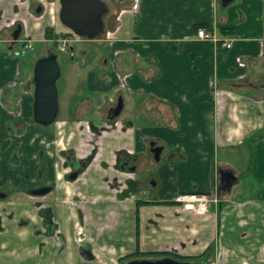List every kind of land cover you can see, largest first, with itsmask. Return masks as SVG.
Masks as SVG:
<instances>
[{
	"label": "crops",
	"instance_id": "crops-1",
	"mask_svg": "<svg viewBox=\"0 0 264 264\" xmlns=\"http://www.w3.org/2000/svg\"><path fill=\"white\" fill-rule=\"evenodd\" d=\"M36 1L46 10L51 3ZM29 2L0 0V264H12L15 256L11 239H3L9 225L23 223L15 238L24 230L25 242L32 230L40 234L36 204L49 213L53 230L46 233L45 248L49 240L51 247L31 244L23 255L27 264H120L135 252L128 261L154 259L146 253L157 252L190 263L264 264V0H232L225 7L218 0H112V20L90 50L95 63L102 53L104 59L91 70L82 66L86 94L104 93L113 102L109 108L121 98L119 123L105 127L95 156L73 181L65 179L58 153L68 148L78 149L80 158L87 154L78 130L83 135L84 120L96 127L98 115L82 111L91 101L84 97L67 111L70 96L63 87L61 120L49 127L32 121L27 64L13 55L21 42H10V30L22 21L19 38L42 42V29L55 31L56 17L53 9L52 16L45 13L48 24L45 15H28ZM194 25L214 29L219 39L217 31L226 29L222 35L231 40L230 48L196 39ZM75 49H67V65L78 58ZM85 52L78 53L81 59ZM73 134L76 139L68 143ZM149 142L161 148L157 162ZM238 148L247 156L244 168L231 167L225 157L217 163L220 150L229 157ZM119 151L134 166L131 174L111 167ZM144 159L163 160L156 198L143 197L136 182L134 171ZM220 170L233 176L224 190ZM129 178L134 187L121 196L110 186L111 179ZM154 180L158 184L155 174ZM40 187L50 190L39 198L26 196V190ZM210 192L218 203H210L202 216L183 211L175 200ZM77 226L82 243L75 240Z\"/></svg>",
	"mask_w": 264,
	"mask_h": 264
},
{
	"label": "rangeland",
	"instance_id": "rangeland-1",
	"mask_svg": "<svg viewBox=\"0 0 264 264\" xmlns=\"http://www.w3.org/2000/svg\"><path fill=\"white\" fill-rule=\"evenodd\" d=\"M47 2H52L53 1V6L51 8V6L48 7V9H45V12L50 13L54 10V13L56 11H58L59 9V5H58V1L56 0H46ZM56 1V2H55ZM105 7L107 5L106 8H108V10L106 11V13L103 15L102 17V21H103V32L105 33V29L108 26L109 21L112 20V8H113V4H112V0H101ZM30 5L28 7V12H32V9L38 4V2L36 0H32V2H29ZM53 9V10H52ZM48 15H45V21L43 20V23L48 24ZM58 17V15H57ZM54 33L59 36L57 39H55L54 41H42V42H31L29 43V47H25L24 54L19 56V61L21 62V65H23V63L25 62L26 65V71H25V81H26V87H28V91L27 94L30 95V97L32 98V84L30 83L31 80V69L32 66L35 62V60L37 58H39L40 56H45L46 52L48 49L50 48H54L55 50H59L60 47V40H64L63 43L67 45H73L76 49L75 52L73 54V56H77L78 55V60L76 59L73 63L67 65V63L65 62L68 59V52L67 50L63 53H58L57 55V63L59 65V75L60 77L57 79V81L55 82L56 85V89H57V103H58V94H60L63 91V87H66L68 89V94L70 96L69 101L65 102V108L67 105V111H68V107L71 105V110L74 111V108L77 106L78 102H75V98L78 97H84L87 99H90L91 101L88 102L87 104L84 103V106L82 107V111L86 112L89 114V116H97L98 115V119L97 123H96V128H98V124H103L104 127H107L105 125V123L101 122V120H105L106 118V110L112 105L113 102H109L106 99L105 94H99V95H88L86 94V82L87 80L85 79L86 77V70L83 68V66L87 65V68L89 66L88 69H92L94 66L100 65L101 64V60H103L104 58V53H102L101 56H99V61L97 63H95L94 60V54L90 51L94 49V45L96 44L94 42L95 39L93 40H86L84 38H78V37H72V39H75L74 41H70L67 42L68 40H65L69 34V31L67 29H65L64 27H62V25L59 23L58 18H54ZM111 19V20H110ZM42 22V21H41ZM103 34V33H102ZM102 34H100L97 38H102ZM62 35V36H61ZM70 35V34H69ZM71 36V35H70ZM77 38V39H76ZM96 38V39H97ZM91 46V47H90ZM14 49H21V45L19 44H15ZM65 48V47H64ZM67 49V48H66ZM85 50L86 52L83 54V58L81 59L79 57V52ZM99 49V53H100ZM64 57H66V59L64 60ZM83 65V66H82ZM66 66H68V69L66 68ZM22 67V66H21ZM87 69V70H88ZM65 79V80H64ZM65 81V83H64ZM94 101L96 104L93 108L90 109L89 105L90 103ZM63 103V102H62ZM80 103V102H79ZM61 117H59L58 115L55 118V121H60ZM85 121H90V120H85ZM55 123V122H53ZM52 123V124H53ZM51 124V125H52ZM100 124V125H101ZM102 126V127H103ZM49 127V126H47ZM101 128V127H99ZM92 130H95L94 127H92ZM85 134L86 138H88L87 135H90V133L88 132V130H85L83 132V135ZM57 135H60L57 134ZM93 135V133H92ZM70 139V138H69ZM73 139H76V134H73L71 136V139L68 140V143L71 142ZM239 152L236 155H231L229 157H226V152L223 151H219V153L217 154V163L221 164L222 162H224V157L228 158L227 160L229 161V164H231L232 166H235V164L237 165L235 168L240 169V167H243V164L246 161V155L243 154V150L242 148H238ZM67 151V150H66ZM64 152V157L67 155V152ZM248 154V150L245 149V152ZM75 159V157L70 156V161L69 162H65V164L67 163H71L72 160ZM159 163H163V160H161V162ZM155 164V163H148L146 161V159L144 160H140L139 163V167L136 171H134L135 173V178H136V182L139 183L141 186H139V189L142 190L143 194L142 196L145 197L147 196V194H153L155 195L157 193L158 190H160L161 185L159 182V174L156 173L158 167L161 164ZM68 164V165H69ZM242 175V171L240 172ZM154 174L157 177L158 180V184H155V180H154ZM241 178V177H240ZM244 178V177H243ZM150 182H153L154 185L150 186ZM144 187H143V186ZM232 185V184H231ZM154 198H156V195L154 196ZM17 228H13V226L9 225L8 231H7V237H4V240H8L11 239V247H9L10 249H12V254L15 255L14 258L12 259V264H27V260H25L23 258V255L28 251L29 248H31V244L36 245V247H41L42 250L47 251L48 249L50 250L51 247V242L49 240V242L47 243V248H45V242H46V238H47V234L45 233L42 234H38L36 236V234L34 233V230H32L31 235L28 236L27 241H24V230L23 232L16 237V232L18 229H21L23 227V223L18 222L16 223ZM39 227V225H38ZM38 232L40 230V227L38 229H36ZM21 231V230H19ZM28 231H29V227H28ZM46 231V229H45ZM52 252H55V250H51Z\"/></svg>",
	"mask_w": 264,
	"mask_h": 264
},
{
	"label": "water",
	"instance_id": "water-1",
	"mask_svg": "<svg viewBox=\"0 0 264 264\" xmlns=\"http://www.w3.org/2000/svg\"><path fill=\"white\" fill-rule=\"evenodd\" d=\"M232 0H218L221 7L227 6ZM58 21L70 33L76 37L86 40L96 39L103 31L102 17L107 8L100 0H58ZM19 27V26H18ZM19 30L12 35L16 40ZM59 77V66L57 63V53L54 48L47 50L46 55L35 60L31 70L32 90V120L35 124L46 127L50 125L57 115V90L55 82ZM264 88V86H263ZM121 110V98L118 97L116 105L108 111V119L116 117ZM149 151L152 159L157 162L161 148L153 147L149 143ZM76 172L67 175L68 180H73ZM227 181L232 179L227 176ZM226 180L221 177L219 182ZM50 190L49 187H41L28 191L30 195L41 196ZM123 264H199L181 262L169 257H162L152 260L140 259L130 260Z\"/></svg>",
	"mask_w": 264,
	"mask_h": 264
},
{
	"label": "flooded vegetation",
	"instance_id": "flooded-vegetation-1",
	"mask_svg": "<svg viewBox=\"0 0 264 264\" xmlns=\"http://www.w3.org/2000/svg\"><path fill=\"white\" fill-rule=\"evenodd\" d=\"M56 1H58V0H56ZM55 1V2H56ZM101 1V0H100ZM38 2V1H37ZM53 5V2H51L50 3V6H52ZM59 5V4H58ZM44 6L41 4V2H38V4L32 9V12H29V14L28 15H30V16H36V15H38V16H42V15H45V9L43 8ZM59 7V6H58ZM106 7H107V5H106ZM59 10V9H58ZM107 10H108V8H107ZM49 15H51V12L50 13H48ZM57 15H58V11H56L55 13H54V17H56V18H58L57 17ZM52 16V15H51ZM11 25H12V23H11ZM19 26V27H18ZM63 27V26H62ZM23 22L22 21H17V22H14L13 23V25L11 26V30H10V35H9V37H10V42L11 43H15V42H18L19 43V41L21 42L20 43V45H21V49L20 50H18L17 49V51H14V53H13V55L15 56V57H19V56H21V55H23L24 54V49H25V47L27 48V43L26 42H29L30 43V41L29 40H27V39H20L19 38V36L22 34V31H23ZM16 30H19V32H18V35H17V38H16V40H13V38H12V35L16 32ZM103 33V32H102ZM101 33V34H102ZM69 34L70 35H72V36H75V35H73L72 33H70L69 32ZM69 34H67L68 35V37L70 36ZM43 36V35H42ZM76 37V36H75ZM78 38H80V37H78ZM44 39V38H43ZM223 39H229L228 37H224V38H220L219 39V41H220V44L222 43V40ZM45 40V39H44ZM230 40V39H229ZM230 44H231V40H230ZM68 49V51H72V45H67V46H65V49H64V51H59V50H55L56 51V53L58 52H60V53H63V52H65L67 49ZM230 48V47H229ZM228 48V49H229ZM225 49V48H224ZM228 49H226V50H228ZM58 53H57V55H58ZM40 57H42V56H40ZM59 66V65H58ZM32 70V69H31ZM59 73H60V71H59ZM59 78V77H58ZM57 81V80H56ZM30 83H31V80H30ZM56 86V85H55ZM32 90H33V86H32ZM57 90V89H56ZM118 98V97H117ZM116 101H117V99H116ZM116 101H115V103H114V105H113V107H111V108H114L115 107V105H116ZM57 106H58V104H57ZM31 107H32V104H31ZM111 108H109L108 109V111L111 109ZM121 108H122V101H121ZM58 111V110H57ZM108 111H107V114H106V124L107 125H105V126H107V128H110V126H112V125H114L115 127H117V124L119 123V121H118V116H119V114L116 116V117H114V118H112V119H108ZM121 111V110H120ZM120 113V112H119ZM57 116V115H56ZM33 121V120H32ZM53 122H55V120L53 121ZM52 122V123H53ZM51 123V124H52ZM50 124V125H51ZM82 124H84V126H85V129L86 130H88V132L90 133V136H89V138L88 139H86L83 135H79V134H82L81 133V131H79L78 130V132H79V134H78V137H79V139L81 140V142L80 143H82V144H85V146H86V151H87V154L86 153H84V155H83V157H79V151H78V149H74V151L73 150H68V148H63L62 150H61V152H60V154L58 153V156H60V158L62 159V166H63V171H64V177H65V179L67 180V181H73V180H75L76 179V177L79 175V173L81 172V170L87 165V164H89L90 162H91V160L93 159V157L95 156V154H96V146H95V144H96V141H97V138L100 136V134H102L103 132H104V129H105V127L103 126V127H101V128H96V127H94L89 121L87 122V121H83L82 122ZM81 125V124H80ZM49 126V125H48ZM79 126V125H78ZM47 127V126H46ZM76 127H77V125H76ZM92 127H94L95 128V130H92ZM92 133H93V135H92ZM57 134H59V133H57ZM61 138V137H60ZM69 137H67L66 138V140L68 139ZM149 143H153V147H158L157 145H155V143L154 142H149ZM160 148V147H159ZM150 149V148H149ZM67 150V151H66ZM67 152V155L64 157V152ZM123 152V151H122ZM122 152H115L114 154H113V163H112V165H111V167L116 171V172H118V173H121V174H131L133 171V168H134V166H132V165H129V160H128V157H120L119 155L122 153ZM160 152H161V150H160ZM160 154V153H159ZM123 155V154H122ZM151 156H152V154H150ZM70 156H72V157H75V159H73L72 160V162L69 164V165H67V164H65V162H69L70 161ZM123 156H125V155H123ZM154 161V160H153ZM155 162V161H154ZM73 172H76V176H75V178L73 179V180H68L67 179V175H69L70 173H73ZM230 173L229 172H226V171H219V175H218V177H219V180H220V178L221 177H223L226 181L224 182H222V183H220L219 181H218V183L220 184L219 185V189L220 190H224L225 188H227V187H231V184H232V182H233V176L231 175V177H232V179L230 180V181H227V176L229 175ZM152 182H150V184H151ZM110 186L111 187H114V188H118V190H119V195L121 196L122 194H124L125 192H127L131 187L133 188L134 187V184H133V182L132 181H130V178L129 179H127V180H122V181H118L117 179H111V184H110ZM41 188V187H40ZM43 188H45V187H43ZM35 189H37V188H35ZM30 190H33V189H29V190H26L25 191V194H26V196L28 197V196H30V197H34V198H39V197H42V196H44L45 194H43V195H41V196H34V195H30L29 193H28V191H30ZM185 194H195V195H203V196H206V197H210V196H213V197H215V200H216V202H209L208 204H207V207H208V205L210 204V203H213V204H217L218 203V197H217V195H216V192H210V193H208L207 195H205V194H196V193H185ZM183 195V194H182ZM0 196H2V195H0ZM177 202V201H176ZM178 203V202H177ZM34 206H36L37 207V211H38V213H39V215H40V219L42 220V227H41V230H40V233H43V234H45V233H51L52 232V230H53V227H52V225L50 224V222H49V213H48V211H47V208L45 209V207H41V205H38V204H36V205H34ZM180 206V205H179ZM45 229H46V231H45ZM74 235H75V240L77 241V242H79V243H82V242H84L85 241V236H84V234H83V231L81 230V228L79 227V226H77V227H75V232H74ZM169 258H171V257H169ZM171 259H174V258H171ZM174 260H177V259H174ZM177 261H181V260H177ZM181 262H184V261H181Z\"/></svg>",
	"mask_w": 264,
	"mask_h": 264
},
{
	"label": "built area",
	"instance_id": "built-area-1",
	"mask_svg": "<svg viewBox=\"0 0 264 264\" xmlns=\"http://www.w3.org/2000/svg\"><path fill=\"white\" fill-rule=\"evenodd\" d=\"M72 37L75 36H69L67 37L65 40H68L67 42L70 41H74L75 39H72ZM194 37L198 40H202V41H213L215 42L216 40L219 41V38L216 37L214 29H210L209 30H205L203 28H197L194 31ZM77 39V38H76ZM64 40H60L61 44L59 47V51H64V47L66 46L65 43H63ZM27 43V47H29V42ZM221 46L225 49H228L230 47V40L229 39H223ZM181 209L183 211H189L191 213H193L196 216H202L207 212V204L209 202H216L215 197L210 196V197H206L203 195H195V194H183V195H179L176 197L175 199Z\"/></svg>",
	"mask_w": 264,
	"mask_h": 264
},
{
	"label": "trees",
	"instance_id": "trees-1",
	"mask_svg": "<svg viewBox=\"0 0 264 264\" xmlns=\"http://www.w3.org/2000/svg\"><path fill=\"white\" fill-rule=\"evenodd\" d=\"M202 26L203 25H194L192 28H193V30L195 31V29H197V28H202ZM203 29H205V30H209L210 31V28L209 27H205V28H203ZM224 31H226V29L224 30ZM224 31H222V30H219V32L217 31V35L219 36V37H225L224 35H222V34H227V32H224ZM42 35H43V38L47 41H54L55 39H57L59 36H57L55 33H54V31H53V29L51 28V27H44L43 29H42ZM62 36V35H61ZM221 52H224L223 51V49L221 50ZM259 138V137H258ZM148 256H150V257H154V259H157V258H162V257H166V256H169V254L168 253H157V252H154V253H146ZM132 256H136V252L135 253H133V254H131V255H127V256H125V257H123V258H121L120 259V264H122L123 262H127L130 258H132ZM175 259H177V260H185L184 259V257H177V258H175ZM150 260H152V259H150Z\"/></svg>",
	"mask_w": 264,
	"mask_h": 264
}]
</instances>
